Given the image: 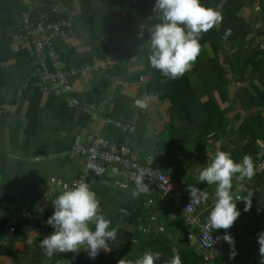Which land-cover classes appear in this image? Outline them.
<instances>
[{"label":"trees","instance_id":"1","mask_svg":"<svg viewBox=\"0 0 264 264\" xmlns=\"http://www.w3.org/2000/svg\"><path fill=\"white\" fill-rule=\"evenodd\" d=\"M222 1L201 0L205 7L220 11L223 20L202 34L201 53L192 70L171 80L152 68L147 59V26L156 22L153 13L155 0H0V258L11 256L14 264H25L27 260L34 264H72L71 252L55 253L49 258L39 245H30L27 237L30 234L21 226L12 235H7L6 223L16 209L26 208L42 216L53 214L47 207L39 208L35 205L40 195L37 189L44 187L50 190L52 177H58L55 183L62 179L63 182L59 181L61 184L57 183L58 186L55 185L47 194L48 201L52 202L64 184H69L85 173L74 169V156H78L73 154L72 148L78 142L80 131L94 123L93 116L99 114L136 127L132 132L113 124H105L102 130L96 132L114 141L118 149L131 145L142 161L148 155H155L160 162V171L180 181V190L186 193L182 197L183 201L190 199V187L196 186L208 192L209 200L203 203L204 213L201 217L206 222L214 202L215 186L200 183L198 174H191L185 180L194 166L195 153L211 150L214 155L212 146L224 142L233 148L221 145L219 150L229 152L236 162H240L246 154L251 155L255 162L264 145V54L258 46V37L264 30L254 29L240 15L245 6L244 0H224L221 6ZM249 1L252 6L256 0ZM59 4L65 7V12H56ZM75 9L79 13L73 28L82 27L88 35L80 43L86 51L79 53L76 42L70 37L73 31L65 29L54 38L53 43L61 57L72 56L65 67L75 68L86 75L81 66L92 64L94 59L98 62L106 61L114 42L123 44L117 48V62L102 68L99 77H90L89 87L84 91L73 87L69 92L42 87L32 55L34 49L28 43L19 42L17 37L19 33L26 34L22 29L27 18L38 25L42 15L49 16L54 22L57 17L66 18ZM260 9L264 13V0H261ZM122 11V24L113 28L110 20ZM141 25L146 26L143 38L138 37ZM249 35L252 36L248 38ZM67 38H70V42ZM226 41L235 47L227 56V66L219 58V52L224 49ZM206 42H212L215 46L214 56L205 47ZM134 68H137L136 71H132ZM230 72L241 79L251 78L249 84L234 96L231 94L232 82L228 77ZM79 73L69 79L70 85L80 77ZM145 76H148L146 87L142 90L145 97L155 95L156 99L151 100L161 103L168 101L170 104L169 121L153 137H145L150 122L147 113L135 108L134 101L124 94L121 86L109 98L111 78L127 84L131 81L141 82ZM195 80L206 99L195 94ZM216 93L224 103H229L227 109L221 106ZM73 97L79 101L76 107L69 104V98ZM112 103L115 106L110 110ZM231 103H240L243 111H250L243 120L241 113L235 114V122L242 120L239 128L227 117ZM166 148L167 152L163 153ZM108 174H113L115 181L121 178L114 173ZM84 175L91 190L97 194L102 212L111 220V227L117 228L116 239L109 242L110 251L100 252L91 261L98 264H117L123 258L134 261L144 251L152 250L160 253L156 264H164L174 253L180 254L182 264H230L223 257L213 262L204 260V252L196 251L188 239L189 229L183 225L180 210L174 205L162 206L161 194L152 180L146 182L150 188L149 193L133 196L134 183L123 187L114 181L107 186L102 182L103 177L93 170ZM244 181L252 186L254 194L257 191L264 199V175ZM240 183L233 179L234 199V192ZM248 191H245L246 195ZM149 199L154 202L145 210ZM236 203L241 215L228 233L235 240L239 260L237 264H245L249 255L243 247L249 246L247 240H252L264 231V212H260L261 209L253 199L249 211H244V201ZM151 213L159 216V222L165 226L164 233L139 229L140 223L146 225L151 222ZM125 226H135L136 229L131 231ZM216 231L219 237L225 235L223 229ZM47 235L38 236L39 242ZM222 241L230 251V245ZM20 243L27 245L18 253L15 246ZM253 243L258 245L256 241ZM74 264L85 262L80 256Z\"/></svg>","mask_w":264,"mask_h":264},{"label":"clouds","instance_id":"2","mask_svg":"<svg viewBox=\"0 0 264 264\" xmlns=\"http://www.w3.org/2000/svg\"><path fill=\"white\" fill-rule=\"evenodd\" d=\"M153 13L156 22L147 26L149 33L146 43L149 48L147 59L150 66L165 78L178 79L192 70L201 53L202 34L219 25L223 15L214 8L205 7L201 0H155ZM71 14L75 23L77 14L73 11L68 13ZM74 23L71 32L74 30ZM145 27V25L140 26L139 38H143ZM64 58L66 66L72 56L68 55ZM99 63L101 62L94 59V62L87 66ZM95 73L96 76L99 75V72H86L89 77ZM144 78L147 77H142ZM149 99H156V96L137 98L134 103L137 107L146 109ZM90 169L100 174L96 164L89 163L86 166V174ZM133 175L135 177L133 196L150 191L149 185L144 183L146 173L143 169H138ZM254 175L255 164L251 155L246 154L240 162H236L229 152L222 150H217L214 155H208L206 165L198 167L199 182L215 186L214 202L206 223L202 225L206 239L210 240L212 245L215 241L211 239V232L225 230V235L217 237V240L223 239L230 245L232 258L236 255L235 240L228 230L241 215L236 202L244 201V211H249L254 195L249 190L247 195L234 199L233 179L242 182L245 179L251 180ZM188 190L191 203L186 210L191 211L193 205L206 203L209 200L206 190H200L196 186ZM52 204L54 212L48 218L47 224L52 226L54 231L39 242L40 248L47 257L51 258L55 253L78 254L83 250L90 259H95L100 251H110L109 242L116 239L117 228L111 227V220L102 212L97 194L91 190L85 179L75 180L71 185L64 184L62 191L52 200ZM258 244L260 264H264V231L258 233ZM159 259V252L146 250L134 261L123 258L117 264H156ZM164 264H182L180 254L174 253Z\"/></svg>","mask_w":264,"mask_h":264},{"label":"built area","instance_id":"3","mask_svg":"<svg viewBox=\"0 0 264 264\" xmlns=\"http://www.w3.org/2000/svg\"><path fill=\"white\" fill-rule=\"evenodd\" d=\"M63 13V12H61ZM40 22L36 24L25 20L24 28L22 31H26V34L19 33L17 40H21L22 43H28L34 49L32 55L34 57V64L36 71L40 74V86L45 88H56L64 92L70 91L74 87L69 84V79L79 73V70L75 68L67 69L65 67L66 59L61 57L59 52L53 46L54 38L62 34L65 29H71L74 23V16L68 15L66 18L57 17L56 21L50 20L47 15L40 17ZM28 37H31L28 39ZM28 39V41H27ZM258 46L261 52L264 54V33L258 37ZM117 46H113L108 52V59L99 64L91 66L83 65L82 70L86 72H99L102 68L109 65H113L117 62ZM114 56V57H111ZM81 74V73H79ZM70 106L76 107L79 105L77 98H69ZM88 110V108H86ZM94 122L99 120V116H93ZM102 126L105 124H113L123 128L124 131L134 132L136 127L129 123H123L114 118H101ZM86 139V140H85ZM84 140L78 141L72 148L73 154L81 157L86 166L89 163H94L100 171L97 174L104 177L107 173H114L123 175L124 179H117L116 184L127 187L128 184H135L134 173L138 169H143L146 173L144 183L148 180L154 182V186L159 190L161 194L162 206L174 205L178 208L182 214L183 225L189 229L188 239L190 243L195 246L196 251L204 252V260L206 262H213L218 257H230L229 247L225 245L222 239L217 240L219 235L216 230L211 232V239L215 241L211 245V241L206 239V233L202 228L206 222L202 221V215L204 209L203 203L199 205H193L191 211L186 210L190 205L191 200H182L184 193L180 190L181 183L177 178L171 177L158 168L160 162L155 155H148L144 161L140 160L138 152H134L131 146H124L122 149H118L114 141L104 138L99 132L90 133ZM255 164V176L264 175V145L259 153V159L254 162ZM91 169L88 171V173ZM86 173V170H85ZM84 173V174H85ZM82 175L75 180L85 179L86 176ZM71 181L69 185L73 182ZM244 183L242 181L234 192L236 197L246 195L244 190ZM153 199L145 204V210H148L153 204ZM238 202H242L238 201ZM54 212V207L50 210ZM126 212L125 210H122ZM50 216H42L31 212L29 209H16L13 217L6 223L7 235H12L18 226L23 227L27 232L36 236L51 234L54 228L47 224V220ZM151 222L148 224L140 223L139 229L144 232H151L152 230L158 233L165 232V226L159 222V216L151 213Z\"/></svg>","mask_w":264,"mask_h":264},{"label":"crops","instance_id":"4","mask_svg":"<svg viewBox=\"0 0 264 264\" xmlns=\"http://www.w3.org/2000/svg\"><path fill=\"white\" fill-rule=\"evenodd\" d=\"M246 2L247 3L244 4L245 5L244 6L245 9L243 8L244 12H245V14H242L243 18L248 20L253 25L254 29H257V30L260 29V30L263 31L264 30V23H263V15H264V13H263V15L260 13L261 12V9H260L261 0H256L255 3L252 6H250V3H249L250 1L249 0H246ZM224 3H225V1L223 0L221 2V6L224 5ZM59 5L62 6V4H59ZM65 11H66V9L63 8L62 11H59V12H65ZM122 13H123V11L118 13V15L114 18V19L118 18V20L120 21V25L122 24ZM256 14H257V16H256ZM119 26H116V27L113 26V28H118ZM78 27L79 26H76V29L73 30V32L70 35V37L72 39H74V42L76 41V43L79 42V44H80L81 42H83L88 37V35L84 31V29H82V27H80V28H78ZM114 33L115 32H113V34ZM251 36L252 35H249L248 38H250ZM116 45H123V44L118 43V42L117 43L114 42V46H116ZM230 45H233V44H230ZM229 53H227V56L229 55ZM212 56H214V55H212ZM225 66H227V65H225ZM135 69H137V68L132 69V71H136ZM230 75L235 77V79H239L240 78L236 74H231V72L228 75L229 78H230ZM112 79L113 78H111V82H112L111 83V87L114 88L113 93H114V91L116 92L118 90V88L121 86L122 87L121 89L124 92V94H126L131 100L135 101V99H137V98H145V95L143 94L142 90L144 91L147 81L146 82H142L141 81V82H138V83H134V81H131L130 83L123 84L120 79L115 80L116 78H114L113 80H115V81H112ZM230 79H232V78H230ZM147 80H148V76H147ZM250 80H251V78H250ZM249 82H248V84H249ZM240 83H238V84H240ZM248 84H244V86H246ZM78 86L79 85L76 84L75 89L79 88ZM84 86H80L81 88L77 89V90L78 91L86 90L87 88H85ZM244 86H241V88H239V89L237 88L236 91H235V89H234L235 85L232 86V83H231V94H232V96H234V94L236 92L240 91ZM194 91H195V94L197 95V97H200L201 99H206L205 98L206 96L203 94L202 89L200 88V86L198 85V82L196 80L194 82ZM216 96H217V99H218L219 103L221 104V106L224 109H227L229 103L228 102L224 103L222 100H220V97H219V95L217 93H216ZM112 97H113L112 95H109L110 99ZM148 101H149V103H148V107L146 109H141V108L137 107L136 105H135V108L147 113L148 119L150 120V122H148V124H147L148 127H147L146 131L149 132L151 129H153L154 134L153 135H149L150 137H153L154 135L158 134L163 129V126H164L163 124L169 121L170 114H171L170 107H169L170 104H169L168 101H165V102H162V103L159 102V101H156V100L155 101L151 100V99L148 100ZM133 104H135V103L133 102ZM111 105L112 106H110V110H113L115 105L113 103ZM161 107H167L166 113H165V111H162V113H161V111H160V113L158 112L157 108H161ZM167 111L169 112V114L167 113ZM154 112L155 113L156 112L159 113L157 115L158 118H156V116L154 117ZM99 113H101V112H99ZM237 113H241L242 114V120H243V118H245L246 116L249 115L250 111L249 112L243 111L242 108H241L240 103H231L230 107L227 110V117L230 120H232V122H235L234 116ZM98 116H99V120L97 122L95 121L94 123L89 124L85 129L80 131L79 136H78V138H79L78 141L84 140L86 138V136L91 131L96 132V131H100V130L103 129L101 118L104 117V116H101L100 114ZM242 120L235 122L234 126L236 125L235 127L239 128L241 123H242ZM158 122H163V123L160 126L161 128L159 127L160 129L158 128V129H156L157 130L156 131V130H154V128H156ZM128 145H130V144H128ZM221 145H223V146L225 145L226 146V143H224V142L222 144L220 142L215 143L212 146V149H214L215 152H216L217 150H219V147ZM170 146L171 145H168V147H170ZM226 147L227 148L231 147V149L233 148L232 145H230V144H228ZM167 149L168 148H166L163 151V153H166ZM143 152H145V151L143 150ZM195 154H196L195 155L196 160L194 162V167L192 168V170H190L188 175L185 177V180L187 178H189V176L192 174L193 170H194V175H197L198 174V169L197 168L195 169L196 165H200V167L205 166L207 161H208V155L211 156L213 154V152H211V150H206V151H203L201 153L200 152H196ZM197 156H199V158H197ZM74 158H75V160H73L74 169L76 171H78V172L79 171L80 172L85 171L86 169H85L84 160L81 157H75L74 156ZM66 168L67 167H65V170H67ZM116 175H118V174H116ZM118 176H120L122 179H124L123 175H118ZM55 179H56L55 177L51 178V186H50L51 189L47 190V194L51 190H53V188H54L53 185H57L58 186V184H61V182H63L62 179H59L57 181V183H58L57 184V183H55L57 179L56 180ZM59 181H61V182H59ZM114 181L115 180L113 178V174L105 175L102 178V182L105 185H107V186H110L111 184H113ZM39 189L40 190L38 192H39L40 195L38 196V198H39L38 200L42 201L40 208H44V207L46 208L47 207V209L51 210L54 206H53L52 202L48 201L47 194L46 195L43 194L44 191H46L45 188L43 187V189L42 188H39ZM245 189L246 190L247 189L251 190L252 186L250 187V185L248 184L247 187L244 188V190ZM149 192L150 191H148V193ZM184 194H186V193L184 192ZM252 199L255 200L256 204L261 209L260 212H264V199L260 196V194L257 193V191H255V194L252 197ZM29 234H30L29 238H28L29 244L32 245L33 247H37L39 245V239H38L39 237L34 235V234H31V233H29ZM30 238H32V239L30 240ZM247 241H248V245L249 246H245L244 245L243 250L248 253L249 258H248V260H247V262L245 264H260V258L261 257H260V254H259V244L256 245L255 243H253V241H256L258 243V236L257 237H253L252 240L250 239V240H247ZM26 245H27V243H20V244L16 245L15 247L18 250V253H20L21 250L25 249ZM100 252H102V251H100ZM229 253H230V251H229ZM80 256L83 258V261L85 262V264H98V263H95V261H91L92 259L89 258L87 252H85L83 250H81L78 254L77 253H72V258H71L72 259V264H74V262L77 259H79ZM223 259L225 261H229L230 264H237L239 262L237 254L235 255L234 258H232L230 256V257H223ZM0 264H14L13 258L12 257L11 258L2 257V258H0ZM25 264H34V263L31 262L30 260H27Z\"/></svg>","mask_w":264,"mask_h":264},{"label":"rangeland","instance_id":"5","mask_svg":"<svg viewBox=\"0 0 264 264\" xmlns=\"http://www.w3.org/2000/svg\"><path fill=\"white\" fill-rule=\"evenodd\" d=\"M244 2L245 3H247L246 2V0H244ZM65 9V7L62 5V6H57V9H56V12H58L59 13V11H62V9ZM245 9V8H244ZM244 9L240 12V14L242 15V14H245V12H244ZM73 13H75V14H78L79 13V10L78 9H75L74 11H73ZM262 15H263V13L262 12H260ZM246 16V15H245ZM256 16H257V14H256ZM110 24L112 25V27L114 26V27H116V26H119L120 25V21L118 20V18H116V19H111L110 20ZM67 40L70 42V38H67ZM76 42V41H75ZM117 43V42H116ZM76 45H77V49H79V53H83V52H85L86 51V49L83 47V46H81L80 44H79V42H77L76 43ZM119 46V45H118ZM205 47L207 48V50L210 52V54H211V56L212 55H214V52H215V46L212 44V42H206L205 43ZM235 47L233 46V45H230L227 41L224 43V49L223 50H221V52H219L220 54H219V58H220V61L224 64V65H227V53H229V52H231L233 49H234ZM136 70V69H135ZM97 74L95 73L93 76H96ZM93 76H90V77H93ZM87 74L86 75H84V74H80V77L76 80V82L74 83V87H76V84L77 85H79L78 87L79 88H77V89H80L81 87L80 86H84L85 88H88L89 87V84H90V82H89V78H90ZM99 77V76H98ZM230 78H232L231 79V82H232V86L233 85H235V87H234V89H235V91H236V89L238 88H241V86H244V84H248V82L250 81V77H247L246 79H241V78H239V79H235V77H233V76H231L230 75ZM115 80H117V79H115ZM115 80H113L112 79V81H115ZM147 81V78H144V79H142V82H146ZM241 82V83H240ZM238 83H240V84H238ZM113 90H114V88L113 87H110V91H109V95H114V93H115V91H114V93H113ZM139 95V94H138ZM221 100V99H220ZM148 103H149V101H147ZM238 108V107H237ZM160 109V110H159ZM157 110H158V112L160 113V111H161V113H162V111H165V113H166V110H167V107H161V108H157ZM158 112H154V117L156 116V118H158ZM167 113L169 114V112L167 111ZM263 115H264V113H262ZM163 122H158L157 123V126H156V128H154V130H156V129H158L160 126H161V124H162ZM161 128V127H160ZM159 128V129H160ZM151 131V132H150ZM149 132H147L146 131V133H145V137H150L149 135H153L154 134V131H153V129H151ZM157 131V130H156ZM195 159V158H194ZM194 167V166H193ZM198 167H200V165H196V167H195V169L197 168L198 169ZM192 174L194 175V170H193V172H192ZM56 179H58V177L56 176L55 177ZM247 185H248V183H244V185H243V187L244 188H246L247 187ZM54 187H55V185H53ZM42 188V187H41ZM38 191L40 190L39 188L37 189ZM184 193V192H183ZM44 195H46L47 194V190L46 191H44V193H43ZM39 198L37 197V200H36V202H37V204H35L37 207H41V203H42V201H39L38 200ZM237 221V220H236ZM235 221V222H236ZM125 228L126 229H129V230H131V231H134L136 228H135V226H125ZM29 235H27V237H28ZM32 238H30V240H31ZM9 258H11V256H9Z\"/></svg>","mask_w":264,"mask_h":264}]
</instances>
